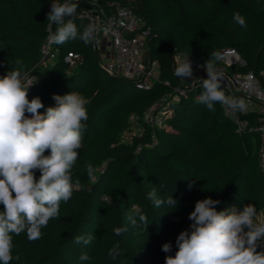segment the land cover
<instances>
[{
	"label": "trees",
	"instance_id": "trees-1",
	"mask_svg": "<svg viewBox=\"0 0 264 264\" xmlns=\"http://www.w3.org/2000/svg\"><path fill=\"white\" fill-rule=\"evenodd\" d=\"M76 2L80 32L88 24L82 9L100 5L110 11V3H120L140 17L143 28L150 31L146 52L159 63V79L142 87L134 79L111 74L91 43L79 39L54 44L60 50L58 56L51 63H42L52 0H0V75L21 59L28 82L33 84L28 98H41L42 114L55 106L54 94L76 91L91 100L83 147L73 169V196L61 203L59 218L42 228L40 239L29 241L26 233L14 236L10 264H165L167 255H175L179 233L190 228L188 217L196 201L220 200L218 211L231 206L242 211L248 204L255 205L257 213L263 210L264 173L258 161L262 114L243 113L242 119L249 124L238 132L219 103L214 112L197 103L200 79L207 75L188 81L177 78L173 56L183 52L204 65L210 54L232 47L245 64L229 67L220 60L221 69L255 73L264 69V0ZM236 12L245 18L247 27L233 20ZM70 51L83 57L75 67L64 61ZM178 86L186 91L178 98L169 97L167 106L172 112L165 126L124 142L130 115L143 113ZM88 163L95 168L93 178L85 170ZM39 175L37 172L36 177ZM153 188L162 199L172 195L175 208L166 204L154 207L147 199ZM134 211L146 216L148 227L129 224L126 217ZM122 226L128 231L116 236L113 229ZM89 234L94 236L90 244L74 242V237ZM117 243L120 255L113 260L108 251ZM165 243L172 244L170 253L162 251ZM257 251L264 248L258 246ZM82 253L89 260L81 261Z\"/></svg>",
	"mask_w": 264,
	"mask_h": 264
},
{
	"label": "clouds",
	"instance_id": "clouds-1",
	"mask_svg": "<svg viewBox=\"0 0 264 264\" xmlns=\"http://www.w3.org/2000/svg\"><path fill=\"white\" fill-rule=\"evenodd\" d=\"M79 4L76 0H52L47 13L50 44L63 45L79 39L84 44L99 43L98 34L109 29L99 22H89L80 32L76 21ZM233 20L241 27H247L245 18L236 12ZM55 25V30L51 31ZM222 57L210 54L203 67L207 78L200 79L202 91L197 103L215 111L219 103L230 110L244 111L246 100L230 96L222 87L224 72L219 67ZM6 74L0 76V264L13 260V238L26 233L29 241L42 237V228L52 219L60 216V205L73 196V169L83 147L84 133L89 119L88 105L91 100L83 94L70 91L64 95L54 94L55 106L44 108L39 96L28 98L29 74L23 62L17 58ZM189 55L184 56L175 66L174 75L179 79L193 77ZM47 153V154H46ZM89 178L95 168L91 163L85 166ZM40 175L37 178L36 173ZM78 183V182H77ZM192 185L189 184V188ZM153 206L174 207L173 196L160 198L157 189L147 193ZM220 200L211 197L198 200L189 214V230L179 233L176 238L175 255H167L165 264H264V218H258L253 204L238 210L231 206L218 211ZM126 219L132 227L149 225L147 218L137 212ZM139 222V223H138ZM116 236L128 231L127 226L113 229ZM94 236L78 235L76 244L88 245ZM162 251L170 253L172 244L162 245ZM113 260L120 255L119 244L108 251ZM19 259V257H15ZM89 260L86 253L79 257Z\"/></svg>",
	"mask_w": 264,
	"mask_h": 264
},
{
	"label": "built area",
	"instance_id": "built-area-1",
	"mask_svg": "<svg viewBox=\"0 0 264 264\" xmlns=\"http://www.w3.org/2000/svg\"><path fill=\"white\" fill-rule=\"evenodd\" d=\"M110 6V11L98 5L82 9L80 12L81 15L87 18L88 23L99 22L109 29L107 33L102 31L98 34L99 43L92 42V48L100 55L102 46L109 42L110 54L108 61L104 62L102 60L107 71L111 74L134 79L142 87H149L155 80L159 79V63L151 60L146 52L147 36L150 31L143 28L142 19L129 7L120 3H110ZM59 51V48L54 44H50L47 38L41 48V62L51 63L58 56ZM219 55L226 66L245 64V60L235 48L228 47L222 50ZM184 56H187V54L183 52L174 54V67ZM82 59V54L79 52L70 51L64 55V61L71 67L79 65ZM189 59L192 62L196 77L207 75L202 64L190 56ZM222 70L224 72L222 87L225 93L246 100L247 106L244 111L234 112L222 106L224 113L236 123L237 131L242 132L249 124L247 119H242L241 115L243 113L256 111L262 114L258 126V161L264 173V69L259 70L257 73L254 71L230 72L225 68H222ZM185 91V87L178 86L172 94L164 96L143 113H132L122 140L131 142L135 136L143 135L148 129L165 126L166 117L172 112L167 106L169 97L178 98L184 95Z\"/></svg>",
	"mask_w": 264,
	"mask_h": 264
},
{
	"label": "rangeland",
	"instance_id": "rangeland-1",
	"mask_svg": "<svg viewBox=\"0 0 264 264\" xmlns=\"http://www.w3.org/2000/svg\"><path fill=\"white\" fill-rule=\"evenodd\" d=\"M109 49H110V45H109V42L108 43H105L103 46H102V52H101V59L104 61V62H106V61H108V56H109V54H110V52H109ZM47 68V66L46 67H44V70ZM193 77H196V75H195V73L193 72ZM188 79L189 78H186V79H181V80H183V81H188ZM258 218H264V209L263 210H261L260 212H258Z\"/></svg>",
	"mask_w": 264,
	"mask_h": 264
}]
</instances>
